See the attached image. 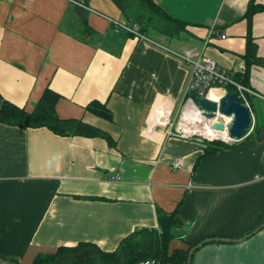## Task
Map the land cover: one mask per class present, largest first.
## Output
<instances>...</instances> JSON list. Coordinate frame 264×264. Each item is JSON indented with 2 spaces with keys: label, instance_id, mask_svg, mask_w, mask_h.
Instances as JSON below:
<instances>
[{
  "label": "crops",
  "instance_id": "obj_1",
  "mask_svg": "<svg viewBox=\"0 0 264 264\" xmlns=\"http://www.w3.org/2000/svg\"><path fill=\"white\" fill-rule=\"evenodd\" d=\"M151 1L155 12L129 17L112 0H0V107L31 110L49 86L60 118L115 141L0 122V264L79 242L112 251L157 228V208L181 220L169 251L230 239L204 243L191 264H264V64L250 65L253 121L237 142L219 140L227 147L197 162L208 141L170 134L191 94L173 51L195 48L242 73L248 30L264 62V11L246 18L249 0ZM91 101L112 119L87 110Z\"/></svg>",
  "mask_w": 264,
  "mask_h": 264
},
{
  "label": "trees",
  "instance_id": "obj_2",
  "mask_svg": "<svg viewBox=\"0 0 264 264\" xmlns=\"http://www.w3.org/2000/svg\"><path fill=\"white\" fill-rule=\"evenodd\" d=\"M112 1L129 17L133 15V13L128 14L131 8L134 10L133 8L137 7L138 9L139 7L143 12H155L156 10L151 0ZM260 11H264V4L249 0L244 16L250 19L251 16ZM255 46L256 44L250 37L248 30L246 53L244 54L245 71L233 74L235 81L245 87L248 85L250 65L253 63L264 64L261 57L258 56L257 47ZM225 90L233 95L236 100L241 101L233 85H226ZM248 96L250 94H247V98ZM59 98V94H56L47 86L31 110L17 107L3 100L0 107V122L22 128L46 127L61 136H100L110 146H115V141L107 132L80 119L60 118L56 112V104ZM86 109L106 120L112 119L110 110L102 103L91 101L86 106ZM257 129L254 126V130ZM225 147H227V144L222 141H208L203 154L197 159V162H199V159L201 161L205 157L216 154ZM156 216L157 228L143 227L135 229L122 238L112 251H104L94 243L79 242L73 247L60 246L54 253L39 254L32 264H141L147 261L153 262L152 264H186L188 251L195 244L189 243L188 246L190 248L188 249L175 248L172 251H169L168 247L171 240L176 238V234L172 232V229L181 225V220L178 218L176 211L167 213L157 208Z\"/></svg>",
  "mask_w": 264,
  "mask_h": 264
},
{
  "label": "built area",
  "instance_id": "obj_3",
  "mask_svg": "<svg viewBox=\"0 0 264 264\" xmlns=\"http://www.w3.org/2000/svg\"><path fill=\"white\" fill-rule=\"evenodd\" d=\"M136 34L138 35L137 32ZM221 37L224 38V35H221ZM173 54L179 60H181V62L188 65L190 68L189 75L187 77L188 79L185 85V92L196 94L199 97H207V94L212 89H217L225 93L226 85L230 84L236 88L238 96L241 98V100L247 107H248V102H247L246 95L247 94L256 95V93L253 92L251 89L235 81V79L233 78V74H231L225 69L219 68L216 65V63H214L215 61L207 57L201 50L190 48V49H184L181 52L173 51ZM188 104L194 105V103L189 97L185 105H183V109L174 123V131H171L170 134H173L175 136H181V137H193L196 134L197 137L201 140L204 138L209 139V138L204 137L201 133L195 130V123L192 121L193 119L188 120L183 125L181 124L184 110L186 108V105ZM161 113H164V114L161 116L159 121H162L163 119H165L166 114H168L167 111H162ZM230 120H231V117L230 119H227L224 121H220V119L218 120L224 123L225 125V134H226L225 137L220 135L219 137H216L215 139H209V140H224L226 143H229V144L237 142L238 141L237 138L230 137L228 132H226L227 125L230 123ZM251 121H253L252 117H251ZM215 122H217V120ZM180 165H181V159H176L173 166L178 168ZM116 178L119 179V175H116ZM152 263L153 262H149V261L144 262V264H152Z\"/></svg>",
  "mask_w": 264,
  "mask_h": 264
},
{
  "label": "water",
  "instance_id": "obj_4",
  "mask_svg": "<svg viewBox=\"0 0 264 264\" xmlns=\"http://www.w3.org/2000/svg\"><path fill=\"white\" fill-rule=\"evenodd\" d=\"M189 97L206 118L212 119V117L217 114V111L225 117H231L226 132H228L232 138L241 137L245 133L244 131H246L251 125V112L249 108L244 103L236 100L230 93H224L218 102L212 101L207 97H199L196 94H190ZM211 127L219 131L225 130L224 123L219 121L213 123ZM259 138H264V127L259 131ZM210 241H230V239L217 238L216 236L204 239L203 242L201 241L193 245L188 251L186 264H191L190 259L192 258V254L198 247Z\"/></svg>",
  "mask_w": 264,
  "mask_h": 264
},
{
  "label": "bare ground",
  "instance_id": "obj_5",
  "mask_svg": "<svg viewBox=\"0 0 264 264\" xmlns=\"http://www.w3.org/2000/svg\"><path fill=\"white\" fill-rule=\"evenodd\" d=\"M222 95H223V92L222 91H220V90H214V97L217 99V101L216 100H212V99H210V100L218 102L219 99H220V97ZM196 109L198 110V108H196ZM197 110H195L192 106H189L188 108H186V111L184 112V117H186V118L190 117V118H192V119L195 120L196 124H200L201 131H202L203 135H205L206 137L209 136L211 138H216V137H219L220 135H222L223 137H225V135H226L225 134V131H219V130H216L215 128H212L210 126L213 123L212 120L211 119L203 118L198 113L199 110L198 111ZM199 112L202 114L201 111H199ZM217 113H219V112L217 111Z\"/></svg>",
  "mask_w": 264,
  "mask_h": 264
},
{
  "label": "rangeland",
  "instance_id": "obj_6",
  "mask_svg": "<svg viewBox=\"0 0 264 264\" xmlns=\"http://www.w3.org/2000/svg\"><path fill=\"white\" fill-rule=\"evenodd\" d=\"M214 90H217V89H212L211 91H209V93L207 94V97L209 98V99H212V100H216L217 101V99L214 97ZM224 94V93H223ZM189 106H192L195 110H197L196 109V107H195V105H192V104H188V105H186V108H188ZM256 106V105H255ZM186 108H185V110H184V112L186 111ZM255 109L257 110V108L255 107ZM198 111V110H197ZM198 113L203 117V118H206L205 116H203L199 111H198ZM219 113H217L214 117H212V119L211 118H206V119H211L212 120V122L213 123H215V121L217 120H219L220 119V121H224V120H227V119H230V117L229 116H221L222 114H219ZM192 118H186V117H184V113H183V116H182V121H181V124L183 125L184 123H186L188 120H191ZM194 123H195V130L197 131V132H199V133H201L202 135H203V133H202V131H201V127H200V124H196V122H195V120L193 119L192 120ZM219 121V122H220ZM212 123V124H213ZM185 126V125H184ZM254 126H255V124H254ZM251 127V126H250ZM249 127V128H250ZM248 128V129H249ZM260 129V128H259ZM225 131V130H224ZM204 137H206L205 135H203ZM195 137H197V135L195 134ZM206 138H209V139H215V138H211V137H206ZM209 139H205L204 138V140H206V141H212V140H209Z\"/></svg>",
  "mask_w": 264,
  "mask_h": 264
}]
</instances>
